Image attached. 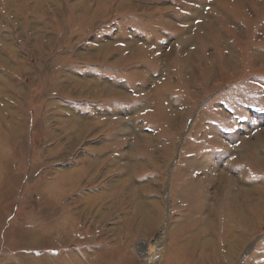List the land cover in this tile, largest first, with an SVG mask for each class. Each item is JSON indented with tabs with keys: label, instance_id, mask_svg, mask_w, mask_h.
Instances as JSON below:
<instances>
[{
	"label": "rangeland",
	"instance_id": "1",
	"mask_svg": "<svg viewBox=\"0 0 264 264\" xmlns=\"http://www.w3.org/2000/svg\"><path fill=\"white\" fill-rule=\"evenodd\" d=\"M103 261L264 264V0H0V264Z\"/></svg>",
	"mask_w": 264,
	"mask_h": 264
},
{
	"label": "bare ground",
	"instance_id": "2",
	"mask_svg": "<svg viewBox=\"0 0 264 264\" xmlns=\"http://www.w3.org/2000/svg\"><path fill=\"white\" fill-rule=\"evenodd\" d=\"M78 118V117H77ZM82 123V122H81ZM82 127V126H81ZM257 190V189H256ZM235 205V204H234ZM241 206V205H240ZM240 210V209H239ZM236 212H238V211H229V213H228V216H232V215H235L236 214ZM147 256H148V254H147ZM100 264H106L104 261L103 262H101Z\"/></svg>",
	"mask_w": 264,
	"mask_h": 264
}]
</instances>
